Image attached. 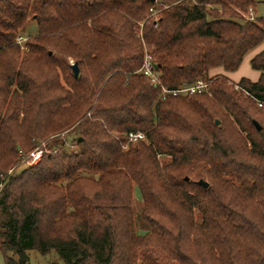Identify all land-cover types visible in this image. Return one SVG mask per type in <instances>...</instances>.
<instances>
[{"label": "trees", "instance_id": "obj_1", "mask_svg": "<svg viewBox=\"0 0 264 264\" xmlns=\"http://www.w3.org/2000/svg\"><path fill=\"white\" fill-rule=\"evenodd\" d=\"M257 6L0 0L5 264H30L33 250L65 264H264V50L250 62L257 81L212 75L264 43V18L247 17ZM29 21L38 33L23 51ZM146 52L157 86L139 71ZM199 81L208 91L164 98Z\"/></svg>", "mask_w": 264, "mask_h": 264}, {"label": "built area", "instance_id": "obj_2", "mask_svg": "<svg viewBox=\"0 0 264 264\" xmlns=\"http://www.w3.org/2000/svg\"><path fill=\"white\" fill-rule=\"evenodd\" d=\"M250 19H253L251 16ZM28 39H23L21 36L18 37L17 44H19L22 48L23 51H27V46L26 42ZM141 74H144L145 76L149 77L153 84L155 86L159 85V71L158 67L156 64V61L152 55L149 53H145V58L142 64L141 69L139 70ZM208 91V85L205 84L203 81H199L196 84H192L190 86H183L180 88H175V90H168L165 87L163 88V95L164 98L167 95H183V96H188L191 94H196V93H204ZM259 107L264 109V102L258 101ZM139 140H145V135L142 133H129V141L131 142H137ZM44 146V150L42 148H37L34 153H32L29 156L24 157L23 163L26 164L27 166H32L37 164L42 157L44 156L45 153H48V150L46 149V146ZM56 151V150H54Z\"/></svg>", "mask_w": 264, "mask_h": 264}, {"label": "rangeland", "instance_id": "obj_3", "mask_svg": "<svg viewBox=\"0 0 264 264\" xmlns=\"http://www.w3.org/2000/svg\"><path fill=\"white\" fill-rule=\"evenodd\" d=\"M257 1V14L253 17V18H264V0H256ZM251 14L254 15V13H251L249 15H247L248 18H251ZM38 33V27L36 26L35 22L33 21H29V23L26 26V29L22 32L21 37L23 39H28L30 37H33V35H36ZM244 67V66H243ZM250 68V65H249ZM251 71L254 70L253 68H250ZM218 70H223L225 73L226 72L224 69H216L214 71H218ZM232 78V77H231ZM231 80V79H230ZM232 83L237 84L235 82H233L231 80ZM259 106V104H258ZM64 137H66V139L68 140V144L70 146H73L72 143V139L75 137L74 133H67L65 135H63ZM44 150V147L42 148ZM161 161L163 163H166L169 161L168 158H161ZM27 165H21L19 168V173L25 169ZM134 196H135V202H134V210L136 212H139V209L142 206V199L141 196L139 194V190L136 187L135 191H134ZM141 235H144V232H140ZM28 261H30V264H65L64 260L61 259V256L57 253V251H53L48 255H42L40 252L37 251H30L29 252V258ZM0 264H5L4 262V256L2 254V252H0Z\"/></svg>", "mask_w": 264, "mask_h": 264}, {"label": "crops", "instance_id": "obj_4", "mask_svg": "<svg viewBox=\"0 0 264 264\" xmlns=\"http://www.w3.org/2000/svg\"><path fill=\"white\" fill-rule=\"evenodd\" d=\"M253 13H254V15L251 14L252 17H254L257 14V8ZM263 50H264V43L259 45L256 49H254L252 51V53H250L248 56H246L243 63L239 67V70H237V72H235V73H225L223 70H218V71H213L212 75L226 74L235 83H237L243 77L248 78L251 81H257L259 79L261 73L259 71H256V70L251 71V69H250L251 66L249 68V65H250L252 58L255 57L257 54H259Z\"/></svg>", "mask_w": 264, "mask_h": 264}, {"label": "water", "instance_id": "obj_5", "mask_svg": "<svg viewBox=\"0 0 264 264\" xmlns=\"http://www.w3.org/2000/svg\"><path fill=\"white\" fill-rule=\"evenodd\" d=\"M151 2L155 3L157 0H150ZM72 70H73V73L75 74V77L78 78L80 73H79V68H78V65L77 64H73L72 65ZM216 124L219 125V121L217 120L216 121ZM254 124L256 126V128L258 130H261V126L260 124L257 122V121H254ZM83 140L82 139H79V142H82ZM199 184L204 187V188H208L209 187V184L203 180L199 181Z\"/></svg>", "mask_w": 264, "mask_h": 264}]
</instances>
